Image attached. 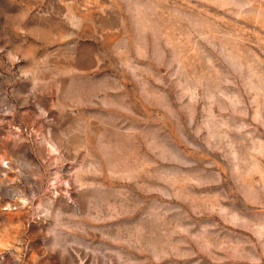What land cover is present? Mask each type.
Here are the masks:
<instances>
[{
	"label": "rangeland",
	"instance_id": "obj_1",
	"mask_svg": "<svg viewBox=\"0 0 264 264\" xmlns=\"http://www.w3.org/2000/svg\"><path fill=\"white\" fill-rule=\"evenodd\" d=\"M0 264H264V0H0Z\"/></svg>",
	"mask_w": 264,
	"mask_h": 264
}]
</instances>
